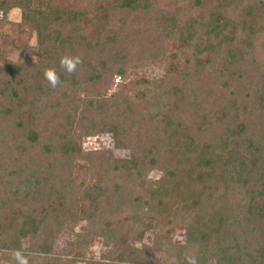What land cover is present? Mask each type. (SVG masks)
Returning a JSON list of instances; mask_svg holds the SVG:
<instances>
[{
	"label": "trees",
	"instance_id": "trees-1",
	"mask_svg": "<svg viewBox=\"0 0 264 264\" xmlns=\"http://www.w3.org/2000/svg\"><path fill=\"white\" fill-rule=\"evenodd\" d=\"M157 7L0 0V264H17L15 251L27 264H100L96 240L110 264H264V0ZM31 38L37 60L12 59ZM64 55L80 58L75 72ZM139 62L164 76L108 97ZM100 124L128 157L84 150ZM153 218L167 230L139 248L133 231ZM177 227L192 230L185 246ZM64 232L65 263L51 257Z\"/></svg>",
	"mask_w": 264,
	"mask_h": 264
},
{
	"label": "rangeland",
	"instance_id": "rangeland-1",
	"mask_svg": "<svg viewBox=\"0 0 264 264\" xmlns=\"http://www.w3.org/2000/svg\"><path fill=\"white\" fill-rule=\"evenodd\" d=\"M192 0H158V9L164 10L167 12H174L176 8L184 9L186 8ZM117 18L115 17V22H117ZM8 21L11 23H17L20 21V13L18 11L13 12L8 17ZM119 21V20H118ZM118 23L114 25V28L120 29ZM4 26V25H3ZM9 25L3 27V31L9 30ZM29 45V52L21 55L19 52L12 54V59L17 61L23 60H37V51L35 47V39L31 38ZM127 77L121 78L120 76H115L111 85L109 86L107 92V96L110 97L119 89H128L125 93H137V88L134 86L135 81H140L141 79L148 80L151 82L157 78L163 77L165 74V70L161 64H156L154 66H143L141 62L134 64L129 69H127ZM85 151H113L114 156L116 157H128V152L114 151L113 150V142L111 139V128L109 124H100L98 126V134L84 141L83 144ZM157 174L151 175V178H156ZM86 225V224H85ZM68 227H64L66 229ZM167 230V227L164 226L161 219H151L143 228H137L133 231V239L137 240L139 236L142 235L141 241L135 242L136 245L141 248V246H153L157 239H160ZM76 231H79V226L76 227ZM62 237H57L54 242V249L51 257L55 259H59L64 263L71 258H68V237L65 235V232L61 235ZM172 243L178 244L180 246H185L188 242L192 241V230L182 227H177L176 231L171 235ZM104 243L101 240H96L91 243V247L89 249V257L100 264H110V261L103 260L102 254L106 253L110 246L107 245L104 248ZM76 264H84V263H76ZM214 264V263H209Z\"/></svg>",
	"mask_w": 264,
	"mask_h": 264
},
{
	"label": "clouds",
	"instance_id": "clouds-1",
	"mask_svg": "<svg viewBox=\"0 0 264 264\" xmlns=\"http://www.w3.org/2000/svg\"><path fill=\"white\" fill-rule=\"evenodd\" d=\"M80 63L81 60L78 56L64 55L60 59L61 68L68 73L75 72L77 65ZM44 78L51 84L52 87H56L60 82L59 76L53 68H46L44 70ZM13 258L16 260L17 264H27V259L20 251H15L13 253ZM187 264H197L196 259L193 257L187 258Z\"/></svg>",
	"mask_w": 264,
	"mask_h": 264
}]
</instances>
